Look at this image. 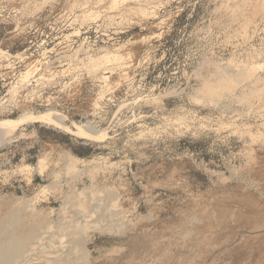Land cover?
<instances>
[{
    "label": "rangeland",
    "instance_id": "374dc122",
    "mask_svg": "<svg viewBox=\"0 0 264 264\" xmlns=\"http://www.w3.org/2000/svg\"><path fill=\"white\" fill-rule=\"evenodd\" d=\"M0 216V264H264V0H0Z\"/></svg>",
    "mask_w": 264,
    "mask_h": 264
},
{
    "label": "bare ground",
    "instance_id": "6f19581e",
    "mask_svg": "<svg viewBox=\"0 0 264 264\" xmlns=\"http://www.w3.org/2000/svg\"><path fill=\"white\" fill-rule=\"evenodd\" d=\"M115 55H116V54H115ZM113 57L115 58V56H113ZM116 62H117V61H116ZM218 84H219V83H218ZM224 84H225V82H224ZM211 85H213V84H211ZM215 85H216V84H215ZM207 86H208V85H207ZM219 86H220V85H219ZM222 86H226V84H225V85H222ZM228 86H229V85H228ZM204 87H205V86H204ZM202 88H203V87H202ZM206 88H207V87H206ZM220 89H221V87H217V85H216V87H215V86H213V87L210 86V87H208L207 90H203V91H208L209 93H211V96H212V94H213V95H214V94H218V91H221V90H222V89H221V90H220ZM224 92H225V91H224ZM203 93H204V92H203ZM204 94H205V93H204ZM201 95H202V94H201ZM221 95H222V94H221ZM209 96H210V95H209ZM200 98H201V97H200ZM223 98H224V96H223ZM95 194H96V193H95ZM111 196H112V195H111ZM109 200H110V199H109ZM97 205H98V204H97ZM1 206H2V205H1ZM99 206H101V205H99ZM78 207H79V205H78ZM81 207H82V206H81ZM84 207H85V206H84ZM84 207H83V208H84ZM254 207H255V206H254ZM83 208H81V209H83ZM99 208H100V207H99ZM249 208H250V207H249ZM1 209H2V208H1ZM123 209H124V208H123ZM222 209H223V208H222ZM222 209H221V210H222ZM245 209H246V208H245ZM255 209H256V208H255ZM107 210H108V209H107ZM1 211H2V210H1ZM258 211H259V209H258ZM94 212H95V211H94ZM123 212H124V211H123ZM124 213H125V212H124ZM94 214H95V213H94ZM98 214H99V213H98ZM103 214H104V213H103ZM244 214H245V213H244ZM248 214H249V213H248ZM253 214H254V213H253ZM107 216H108V215H107ZM110 216H112V215H110ZM244 216H245V215H244ZM0 217H1V216H0ZM98 217H99V216H98ZM103 217H104V216H103ZM252 217H253V216H252ZM249 218H250V217H249ZM249 220H250V219H249ZM5 221H6V216H5V217L3 216V217L0 218V243H1V241L4 242V241L6 240V238H7L6 236H8L11 232H13V231L16 230V229H15V228H16V225H15V226L13 225V227H15V228H14L15 230L13 229V230H11V232H10V231H9L10 228L5 227ZM108 221H109V220H108ZM116 221H117V220H116ZM98 223H99V222H98ZM98 225H99V224H98ZM23 226H24V225H23ZM26 226H27V225H26ZM26 226H24V227H26ZM99 226H100V225H99ZM10 227H11V226H10ZM13 227H11V228H13ZM19 227H20V225H18V228H19ZM21 227H22V226H21ZM24 227H23L24 231L22 230L21 233H20L21 228H19L20 231H19V229H17V231H19L18 234L16 235L17 237L15 236L16 233H15V234L13 233V234H14L13 236L16 237V238H15V237L12 238V240H13V239H14V240L16 239V242H15L14 240H13V242H11V243L14 245V246H12V245H11V246L15 248V256H14V257H16V254H18V256H20L19 253L23 252V250H21V249L24 247V244H25L26 240L28 241L29 236H30V238H31V234H32V233H31V230H28L29 227H28V229H25ZM32 227H33V226H32ZM32 227H31V228H32ZM119 227H120V226H119ZM32 229H33V228H32ZM34 229H35V227H34ZM34 229H33V230H34ZM120 230H121V229H120ZM17 231H16V232H17ZM34 231H35V230H34ZM34 231H33V232H34ZM11 234H12V233H11ZM34 234H35V232L32 234V237L34 236ZM11 236H12V235H11ZM35 236H36V235H35ZM35 236H34V238H35ZM4 237H5V238H4ZM8 238L10 239V237H8ZM36 238H37V237H36ZM4 239H5V240H4ZM3 240H4V241H3ZM7 240H8V239H7ZM12 240H10V241H12ZM30 240H32V238H31ZM33 240H34V239H33ZM5 242H7V243H5ZM5 242H4V244L10 245V244H9V240H8V241H5ZM28 242L30 243L31 241H28ZM26 243H27V242H26ZM31 243H32V242H31ZM31 243H30V244H31ZM2 244H3V243H2ZM4 244H3V245H4ZM77 244H78V243H77ZM3 245H1V246L3 247ZM78 245H79V244H78ZM1 246H0V248H2ZM4 246H6V245H4ZM11 246H9V247L12 249ZM81 246H82V245H81ZM9 247H8V248H9ZM27 247H29V246H28V243H27ZM4 248L7 249V246L4 247ZM5 249H4V251H5ZM24 249H26V248L24 247ZM19 250H20L21 252H20ZM12 251H13V250H12ZM12 251H11V252H12ZM17 251H19V252H17ZM83 251H84V250H83ZM2 252H3V249H2ZM11 252H10V255H9V256H10L11 258H14V257L11 256V255H14V253L11 254ZM25 252H26V251H25ZM23 254H24V253H23ZM1 256H2V255H1ZM4 256H6V255H4ZM11 258H10V259H11ZM10 259H9V260H10ZM2 260H3V259H2ZM7 264H8V263H7Z\"/></svg>",
    "mask_w": 264,
    "mask_h": 264
}]
</instances>
